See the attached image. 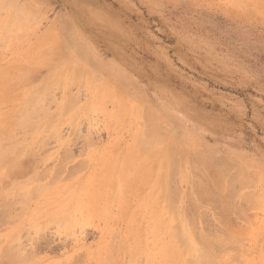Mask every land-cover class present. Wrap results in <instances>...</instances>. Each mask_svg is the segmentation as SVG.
I'll return each instance as SVG.
<instances>
[{"label": "rangeland", "instance_id": "1", "mask_svg": "<svg viewBox=\"0 0 264 264\" xmlns=\"http://www.w3.org/2000/svg\"><path fill=\"white\" fill-rule=\"evenodd\" d=\"M236 1L238 4L235 0H0V34L7 35L11 32V34L6 37L4 36L5 38L2 35L0 36V72L5 70V76L0 74V100H4L0 103V148L2 149L3 144H5L7 148H10V146L13 145L12 142L15 141L16 143L18 141L16 146L15 144L12 146L14 148L11 147L12 150L10 149V154L6 151V153H8L7 156L4 155V158L1 157V161L3 160L4 163L0 162V164L2 163L0 165L2 168V165H5V162L9 164L13 158L18 157L16 158V161L13 159L15 161L13 162L15 166L14 171L12 169L14 166L7 164L3 167L12 166L11 169L9 168L8 172L5 168L2 169L3 171H1L0 168V176L6 171L10 176L8 173H4L9 177L8 179L6 178L7 181L3 185H7V182L9 183L10 180H13V182L15 181L14 184L17 183L20 185L18 186L16 184V187L15 185L10 186L11 181L10 184H8L10 187L7 185L6 189H4V186L1 188L5 192L0 189V194L4 192L3 195L1 194L2 196L0 195V201L3 200L8 203L10 202L9 198H11L10 200L12 204L16 203L15 205L11 204L10 208L7 206L10 209H8L10 213H8L9 211L5 213L7 207H5L4 212H1L4 208L0 203V214L5 213L0 217L2 218L6 215L2 220L0 218V250H4L5 248L4 252H6V250L10 248L11 243L16 246V250L11 246L14 252L13 250H8L9 252H7V255L5 256L8 257V254H10L9 257L11 258L12 255L10 252H13V255L15 256L17 250H21L17 247V245L20 244V247L24 245L22 248H26L24 250L28 253L25 252V255V253H23L24 250H21L22 254H24L21 257L23 258L26 256L25 263H23L24 259L20 257L21 253L18 254L19 256L16 255L18 257H13L14 259H17V264H166L168 261H172L170 264H179L180 262L187 264V261L184 262V257L188 255V247L186 246L187 249H185L186 247L184 246V250L183 248H180V245L182 247L184 245L182 243H186L187 241H184V238L182 239V235H178L183 232V235H186V240H189L191 239L190 237L194 236L191 235L197 228L195 233L197 234L196 231H198V234H201L202 232L204 237L206 235L207 239L210 240L209 242H211V245L209 244V250L212 253L214 251L215 257L211 252L210 255L208 253L210 260H208L206 264H256L257 262V264H264V262L261 261L264 259V255H262L264 254V245L261 244H264V0H242L243 2L241 1L240 3V0ZM7 22H11L9 25L11 27L7 26L9 28L8 30L5 28L6 24L8 25ZM3 30L6 32L4 33ZM4 39L5 41H3ZM63 57L65 58L62 59ZM29 60H31L30 62H34L30 63ZM69 65L73 67H70L71 70H69V73L67 72L68 74H65L69 69ZM33 66L35 70H33ZM20 67L21 73L19 71ZM26 67L27 69L33 68L30 70H33L32 72H27H30V75L26 73L29 77L25 76ZM80 67L81 69H79ZM17 68L19 69L17 70ZM23 68L25 69L23 70ZM56 68L59 69L60 72L63 71L60 73ZM72 68H75V70ZM76 68L81 71L78 70V72H76ZM55 69L57 70L56 74ZM9 73L13 75V79L11 78L12 75L8 77ZM49 73L52 74L49 75ZM73 73L75 76H78L77 79L74 77ZM76 73L80 74L76 75ZM22 74L29 81L27 82L24 78V81L27 82H23V84L25 83L24 85L19 83V80L23 81L22 79L24 76ZM44 75H46V77ZM17 78L19 80H17ZM30 78H32L33 81ZM65 79H67L66 82ZM13 80L16 81L13 83ZM56 80H60L61 82H56ZM17 81L21 84V88L20 86L18 87L19 84L17 85ZM90 81L93 82V84H90ZM50 82L52 84L54 83V85L51 84L52 88L47 86ZM43 83H46V85L44 84L45 87L42 85ZM14 84H16L18 88ZM40 86H42L41 89L44 87L43 89L45 91L38 88ZM6 87L9 88L6 89ZM15 87L17 89H15ZM46 87L50 88L52 92L50 90L46 92ZM13 88L16 91L12 92ZM30 88L35 89L30 90ZM37 88L40 90L38 91ZM22 90H25L26 92L24 91V93L26 94L22 93ZM35 90H37L36 93L39 92L40 94L41 91L42 94H37L39 97L36 96L33 98L31 95H33V91L35 94ZM5 92H8V94ZM28 94L30 95L28 96ZM3 95H8L6 96L7 99H3ZM103 96H105V98ZM71 97L73 99H71ZM17 98L21 99L18 101ZM40 98L42 99L41 104L39 102ZM29 99H35V103H33L34 106L36 101L37 103L39 102L40 105H44L43 107L41 106L40 109L46 108L45 110H42L45 111L43 112L45 113V117L41 116V119L38 117L40 115L36 114V112L41 114L40 111H36V108L39 106L38 104H36L37 107L35 106V109L30 105L31 109H33L30 111L32 112V117L29 119L31 126H28L29 122L28 124L23 123L27 129H23L24 131H22V128L20 129L18 127V124L20 125L22 122L19 123L18 121L23 119V116L29 114V111L27 110L29 107L27 101L32 104V100ZM122 99H124V101H122ZM13 101H15L14 104H17V101L19 104L14 107L15 109L13 108L14 105L11 104ZM65 101L68 102L69 106L66 105L67 102ZM70 101L72 102L70 103ZM120 102L124 105L119 106L118 104H120ZM131 103L137 104L134 111L133 109L135 105H132ZM22 104L25 105L27 109H24L23 107L25 113L21 115L19 112H21L22 108H20L21 110L18 109ZM62 104H64L65 107ZM73 104L74 106H72ZM70 106H72V108ZM121 106L122 108L120 109ZM10 107H12L13 110L10 109ZM63 107L65 109L66 107H70V110L67 109L68 112L67 110H62ZM37 109L39 110V108ZM142 109L145 111V114L148 110L147 113H150L152 116L153 121L150 120L151 117H149L150 119L148 121L150 127L152 124L156 126L158 124V128L154 127V129H160L163 133L165 132V135L167 132L165 138L164 135L162 138V140H167L168 144L167 146H165L166 144L164 145L165 148L167 147L165 151L163 146H161L165 140L162 141V143H156L153 140L156 144L153 142L154 144H152V146L150 145L151 150L154 149L153 147L155 145L156 149L160 148H157V146L162 147V149L159 150L160 154L155 152L159 157H156L157 155L154 153V151L158 150L154 149L152 153L148 148V150H145L144 147L141 146L146 140H136V136L138 135L139 137L142 135H144V137L146 136L144 131L147 129L143 130L142 128H145L148 124L146 123L148 120L146 118L148 116L143 115ZM136 110H138V112ZM129 111L134 112V114H131ZM136 112L137 115L135 116ZM9 113L11 114L10 116L8 115ZM133 115L135 119L133 118ZM20 116H22V118H19ZM7 117L9 120L5 119ZM14 117H17L16 120L19 118V120L15 121L13 119ZM10 119L11 123L14 122V125L8 124L7 126L4 124V121L6 122L7 120V122L10 123ZM45 120H47V124L45 123L47 126L44 124ZM141 120H144L145 125ZM15 125L19 129L14 127ZM43 126L47 128L45 129ZM20 127L22 126L20 125ZM30 127H33L34 129ZM14 128L16 132H14ZM1 129L4 130L3 133ZM156 130H154V132ZM34 132H36V134ZM162 132L160 134H162ZM39 134H41V136ZM10 135L13 136V138ZM135 140L141 144L138 146L134 145ZM36 142L38 145H34L36 147L35 149L33 144ZM168 142H170V144ZM146 143L148 144V142ZM151 143L149 142V144ZM170 145L174 148L170 147ZM28 146H32L33 149L29 147L32 151L27 154L26 151L31 150H28ZM20 147L24 150V152L21 150L23 153L19 151ZM135 147L136 149L139 147L142 149L143 147V150L146 152L149 151V154H154L155 156L153 157L151 154L148 155L149 157L151 156V159H154L155 161L157 160L158 163L163 158L165 160L162 162L160 161L158 165H154L156 167L152 166L151 169H157L155 172L150 169L152 162H148L153 160H148L147 158L149 157L146 155L147 153L142 150L141 153H144L141 154L139 153L140 151L135 149ZM16 149L17 151H15ZM184 149H186V155L184 154ZM33 150L35 151L33 152ZM162 150L166 154L170 153V155L167 154L166 156ZM198 151L199 153H197ZM13 152H17V154ZM134 152L136 157L139 155L137 160L134 156ZM176 152L179 154H176ZM18 153L20 154L18 155ZM128 153L129 155L127 156ZM171 153H175V157ZM187 153L188 155L189 153L195 154V157L190 154L191 158L193 157L192 161L196 158L193 164L188 163L191 161H188V159L191 158H188ZM161 154H163V156ZM181 154H184L185 157ZM197 154L198 156H196ZM161 156L163 158H161ZM169 156H172L171 160L175 158L177 160V158L181 157L179 161L175 160V163H177V165L175 164L176 166L174 165L175 168L173 163L171 164L173 161L170 160ZM210 158H212L211 160H214V163ZM113 159L115 161H113ZM203 159L204 161L206 159L207 161L205 162L207 163L211 161L210 164H208V166L207 163L204 164L205 162ZM134 160L135 162L138 161V165H136ZM114 162L116 163L115 165ZM141 162H144V164L147 162L149 165L147 163L145 165L143 164L142 169ZM157 162L155 164H157ZM163 162L164 168L161 166V163ZM212 163L216 166L213 167L214 165H211ZM128 164L133 165L130 167ZM189 164L197 165L196 167L198 170L200 169V172H193V168H191L192 166L190 167ZM239 164H241L240 166H242V169L243 166H246L247 169H245V173L242 172V169L240 168V170L238 166L237 168L234 167ZM122 166L125 168H121ZM8 167L6 169H8ZM129 167L130 169L133 167L132 170L128 171ZM116 168L117 170L119 169V172ZM170 168L174 169L169 171ZM215 168L222 172V169L228 170V172L227 170L223 172V175L224 173H227L223 176L224 179H222L223 182L226 183V186L228 183L226 177L229 178L231 175L228 179L231 180L234 176L235 180H233L234 178L232 179L234 182L232 180L229 182L234 183L231 188H235L238 192H235L236 197L234 194L235 190L232 189L233 192H231L230 186L232 184L229 185V183V190L226 189L227 187H225V183L222 182L220 184L223 187L218 188L223 190L218 191V188L215 186V189L218 191L217 193L215 192L216 190L213 188L214 185L212 184L214 179L217 180L218 178H223L221 176L219 177L222 172L219 173L215 170L216 175L214 174ZM43 169L45 171H43ZM141 169L144 172H147V176L144 177L143 175L142 177ZM175 169H178L179 172ZM181 169L183 171H180ZM234 169H237V173L239 174H233L236 173V170ZM137 170L141 171L137 172ZM173 170L175 171L173 172ZM248 170L250 172L252 170V173H248ZM52 171L56 173H52ZM125 171L128 173H131V171L133 172L131 175ZM152 171L154 173L153 175H151ZM162 171L163 173L161 174H163V176L159 174ZM167 171L172 172L170 173L172 177H169L170 180L172 179L171 181H168L169 173ZM195 171L197 170L195 169ZM240 171L242 174H240ZM44 172L46 174H41ZM121 172H124L125 174H122ZM202 172L203 175H206L205 177L208 178H200ZM229 173H232L233 175ZM4 174L3 178L6 177ZM137 174H140L141 177ZM213 174L215 175V178L213 177ZM245 174H252V176L247 177ZM135 175L136 177H134ZM149 175L151 176L148 177ZM238 175L246 177V181H249V177L256 176L254 180L255 183H252V186H248L246 185L248 182L246 183L244 179L241 186L239 181H237L239 177ZM137 176L139 179H137ZM157 176H160V181L164 180L166 182V187L170 193H167V190V192L163 193L164 190H161L160 188L159 189L162 193L158 192L160 190L157 187H159L160 184L158 182L160 181H157L159 180ZM162 177L166 179H162ZM243 177H241V181ZM1 178L2 176L0 177V180ZM140 178H142V181ZM193 178L195 180L197 179V182L200 181V183L197 184L195 180L191 181ZM199 178L201 180H198ZM203 178H205L204 182L207 179V182L205 183H208L211 180L210 182L212 183L209 184L213 185H211V192L209 191L210 186L208 187L206 184L205 186L208 188L204 187V183L201 182L203 181ZM152 179H157V182L154 181L155 184H153ZM220 179H218V181ZM49 180H52L50 181L52 183H49ZM26 181L28 183H26ZM188 182L194 183L195 186L197 184L196 187H198L199 184L203 185V189H209L208 195L214 190L215 194L213 195H216V198L211 194V197L206 196L205 199V197H203L205 196L204 193L201 198L198 194L202 188L200 189L199 186L198 188L200 191H198L197 188L194 187V184L191 183V186ZM217 182L214 184L216 185ZM244 182L246 184H244ZM2 183L3 182H0L1 186ZM37 183H42L43 187H48L52 184V187H49L50 189L46 188L50 193L46 191V189H43L44 193L41 192L42 188L40 190V187L42 186L38 184L39 191L43 193L42 198L40 192L37 191L38 187L35 186ZM53 184L57 188L53 187ZM161 184L162 186L165 185L164 183ZM32 185L36 187V189L30 188ZM23 186H25V189H21ZM26 186L28 187L26 188ZM144 186H147V188ZM64 187H68V192H71V194L74 195L73 197L70 194V197H73L72 201ZM53 188L54 191H51ZM8 189H10L12 194L14 193L12 190L14 189L17 191L18 189L23 191V193L19 194H27L18 196V192L14 190L18 194L15 193V196L18 198L15 196L14 198L12 194L9 193L10 191ZM29 189L35 190V192H33L34 194H32L33 197L31 194H28L27 191H29ZM6 190H8V192H6ZM227 190L230 191L231 194L229 192L226 193ZM31 191L30 193H32ZM36 191L37 194L39 192V196L37 195V197L35 194ZM64 191H66V194ZM194 191H196V193H194ZM187 193L192 195L190 196L191 198ZM218 193L220 195L230 194L229 196L232 195L234 198L232 199V197H230L232 202L230 199H228L229 202H224L226 199L222 200V195L220 196ZM242 193L246 198L248 194L249 197L247 199L249 200L251 194L256 197H263V200L256 202L260 203L256 204L260 207L257 206L256 208V205L254 204V206H251V202L244 199L245 197ZM10 194L11 196H8ZM169 194H171V197ZM174 194L178 197H175ZM27 195L30 197L28 198ZM64 195H67L65 197L68 199H66ZM197 195L200 199H198ZM226 195L223 197H226ZM158 196L160 197L157 198ZM161 196L164 198L162 199ZM166 196L172 201L170 203H175L174 206L170 205L169 201L167 202L171 206V209L179 210L176 214L177 221L176 219H173V217L175 218L173 213L175 211L172 210L173 216L171 220V210L167 216L166 210L168 208L170 209L169 205H167L168 208L165 209L166 212L161 211L163 210L162 205L166 206L167 204L166 202V204H163L164 202L162 201L168 200H166ZM23 197L24 199H28L23 201V199L21 200ZM189 198L192 203L195 201L194 205L196 203L198 204H196L197 207L195 209L197 210H195V212L194 209L188 208L192 207V203L190 204V202H188ZM203 198L205 201L211 198L209 203L212 202V199L218 200V198L219 202L220 200L222 201L219 204V202L215 200V205H212L214 202L207 205V203L203 201ZM253 198L255 197H252V199ZM44 200L46 201V204ZM67 200L70 201L68 202ZM3 201L2 203L4 204ZM55 201H59L61 204L57 205ZM76 201L79 203H75ZM235 201L237 204H235ZM18 202L22 203V205ZM157 202H160L159 205H162L159 206ZM7 203H5V205H7ZM55 203L56 205H52ZM224 203H229V205H225ZM232 203L235 204L236 207ZM40 204L42 205L36 209ZM49 205H52V207ZM1 206L3 208L2 210ZM19 206L22 208L20 207V209ZM57 206L59 207L58 209ZM61 206L67 208L60 210L62 208ZM156 206L159 207V212ZM182 206L183 208L181 210ZM77 208L78 211H76ZM185 209L186 213L188 212L189 214L183 213L185 212ZM239 209L240 211H238ZM29 210L31 213L28 212ZM55 210L56 212H58V210L60 211L57 214ZM200 210H203L204 212H202V214L204 213L205 215H201ZM34 211L35 214L33 213ZM53 212H55V215L52 216V214H54ZM40 213L42 214L39 216L38 214ZM50 214L52 217L49 216ZM184 214H186L185 216L190 215L189 218L191 219L188 221L192 220L193 222L191 221V223H189L186 221L185 219L188 218H184ZM32 216H34V218H32ZM62 216L65 219H68L66 216H69V221L66 220L69 225L67 222L64 224L61 223L63 219L58 221ZM49 217H51V219ZM163 217H165V219ZM179 217L182 219V222L179 220ZM72 218L74 219L72 220ZM144 219L146 221H144ZM3 220H6L7 222L4 223L5 221ZM76 221L78 223H75ZM194 221L197 222L195 223ZM49 222L51 224H49ZM160 222H162L161 225ZM167 222H169L168 225L170 226L176 222V228L180 230L178 231L176 229L177 232L175 233L179 232L176 236L177 238L170 236L174 233L175 229L173 231L171 229L172 226L169 227ZM137 223L142 226L139 225L138 227ZM163 223L165 226L167 225L166 228ZM65 224L68 226L66 227ZM188 224H190V226L192 225L191 229H193V226L195 228L193 229L192 234L189 231L191 229H189L190 226ZM159 225L162 229L160 227L158 228ZM183 226H189L187 227L189 230H184ZM32 227H34V230ZM168 227L173 232H171ZM138 228L139 230L135 231V229ZM262 228L263 230H261ZM227 230H231L229 232L230 235L226 232ZM35 231L40 232V235ZM159 232L162 234H158ZM164 232L167 234L170 233V235H167L166 233L164 234ZM30 233L32 234L30 235ZM221 234H224V237L221 236ZM10 235H13L14 237H10ZM38 235L39 237H37ZM202 235H198L200 240L201 237H203ZM179 237H181L180 242L182 243L178 247L176 246L178 244L177 241H174L178 240ZM259 237H262V241ZM8 238L11 240L10 242ZM199 238L197 239L199 240ZM227 238L230 239L228 240ZM232 238L236 242L232 241ZM24 239L27 240L25 241ZM156 240L158 241L156 242ZM255 240L258 241V243L256 242L257 245L254 242ZM199 241L198 245L201 243L203 244V242L200 243ZM220 241L223 242V245L219 244L221 243ZM33 242H35V244ZM164 242L167 244L168 248L166 244L164 245ZM188 242L190 243L186 245L191 244L189 252L191 250L192 252H197L196 254L198 256V253L201 250L199 247H201L202 244L199 247L197 243L195 244V242H197L195 241V236ZM206 242H208V240ZM9 243L10 245L7 246ZM118 243L123 244L120 245ZM131 243L133 244L131 245ZM155 243H158L159 245ZM123 245H125V248ZM260 245L262 246L260 247ZM28 247L30 248L29 250ZM127 247L128 249H126ZM133 247L135 249L139 247L140 249L137 248L138 250L136 251ZM120 248L122 249V252H119L121 251ZM169 248L173 249L169 250ZM3 250H1L0 258L4 253H2ZM123 251H125L124 254ZM133 251H136V253ZM128 252H131L130 255ZM160 252H163V254ZM181 253L184 254L180 255ZM195 253L193 255H195ZM27 254H31L33 257L30 255L27 256ZM131 254H134L135 256L133 255V258H131ZM136 254L139 255L136 257ZM190 254L192 253L190 252ZM5 256L2 258L5 259ZM158 256H161L162 259L160 260L161 257ZM221 256L222 260L224 259L223 262ZM112 257L114 258L112 259ZM176 257H178L177 259H179V262H175ZM189 257L192 258L187 259L192 261L193 256L190 255ZM2 258L0 259L1 264L10 261L8 258V260ZM14 259L11 258V263L15 261ZM19 259L23 260V262H19ZM3 260L5 262H3ZM120 261L122 263H120ZM169 262L167 264H169Z\"/></svg>", "mask_w": 264, "mask_h": 264}, {"label": "bare ground", "instance_id": "2", "mask_svg": "<svg viewBox=\"0 0 264 264\" xmlns=\"http://www.w3.org/2000/svg\"><path fill=\"white\" fill-rule=\"evenodd\" d=\"M238 1H239V0H238ZM241 1H242V0H240L239 3H240ZM235 2L237 3L236 0H235ZM235 2H234V3H235ZM242 2H243V1H242ZM237 4H238V3H237ZM9 21H10V20H9ZM5 22H6V21H5ZM7 23H8V25L6 24V27H5V28H7V30H8L9 28H8L7 26H9V25L11 24V22H10V23L7 22ZM12 26H13V25H12ZM9 27H11V26H9ZM17 28H20V27H17ZM19 30H20V29H19ZM3 31H4V30H3ZM15 31H16V29H15ZM5 32H6V31H4V33H5ZM9 34H11V32H10ZM9 34H7V35H9ZM1 35H2L3 37H4V36H5V37L7 36V35L0 34V36H1ZM5 37H4V38H5ZM8 37H9V36H8ZM1 40H2V39H1ZM3 41H5V39H4ZM4 44H5V43H4ZM30 52H31V51H30ZM43 52H44V50H43ZM44 53H45V52H44ZM31 57H32V56H31ZM34 57H35V56H34ZM64 58H65V57H63L62 59H64ZM28 59H29V58H28ZM31 59H32V58H31ZM35 59H36V58H35ZM66 59H67V58H66ZM26 61H27V60H26ZM30 61H31V60H29V62H30ZM29 62H28V63H29ZM33 62H34V61H33ZM33 62H30V63H33ZM35 62H37V61H35ZM38 62H39V61H38ZM10 63H11V62H10ZM15 63H16V62H15ZM18 64H20V63H18ZM8 65H10V64H8ZM8 65H7V66H8ZM14 65H17V64H14ZM21 65H23V64H21ZM71 65H73V64H71ZM71 65L68 66L69 69L65 72V74H66L67 72L69 73V70H71L70 67H73V66H71ZM31 66H32V65H31ZM34 66H35V65H34ZM34 66H33V68H34ZM13 67H14V66H13ZM27 67H28V66H27ZM27 67H26L25 74H26L28 71H30L31 69H33V68H31V69L28 68V69H27ZM29 67H30V66H29ZM35 67H36V66H35ZM5 68H6V67H5ZM9 68H10V67H9ZM66 68H67V67H66ZM18 69H19V68H17V70H18ZM24 69H25V68H23V70H24ZM56 69H57V68H56ZM56 69H55V74L57 73V70L59 71V69H57V70H56ZM72 69L75 70V68H72ZM79 69H81V67H80ZM79 69L76 68V72H78ZM7 70H8V69H7ZM10 70H11V69H10ZM33 70H35V68H34ZM33 70H32V71H33ZM50 70H52V69H50ZM4 71H5V70H4ZM4 71L2 70L3 73L0 72V74H2V75L5 76ZM19 71H20V73H21V67H20ZM32 71H30V72H32ZM52 71H53V70H52ZM62 71H63V70H62ZM62 71H61V72H62ZM79 71H81V70H79ZM8 72H9V71H8ZM14 72H15V71H14ZM16 72H17V71H16ZM30 72H29V73H30ZM46 72H47V71H46ZM59 72H60V71H59ZM61 72H60V73H61ZM72 72H73V71H72ZM82 72H83V71H82ZM11 73H12V72H11ZM29 73H27V74L30 75L31 73H30V74H29ZM68 73H67V74H68ZM70 73H71V72H70ZM17 74H18V73H17ZM23 74H24V73H23ZM23 74H22V75H23ZM25 74H24V75H25ZM27 74H26L25 76L29 77ZM47 74H48V73H47ZM47 74H46V75H47ZM51 74H52V73H51ZM51 74L49 73V75H51ZM73 74H74V73H73ZM73 74H72V75H73ZM77 74H78V73H76V75H77ZM79 74H80V73H79ZM79 74H78V75H79ZM11 75H12V74L9 73V74H8V77L11 76ZM24 75H23V76H24ZM46 75H44V76L46 77ZM82 75H83V74H82ZM18 76H20V75H18ZM25 76H24L23 79H22L23 81H21V80L18 79V78H20L21 76L17 78V80L20 81L19 83H21L22 85L25 84V83L23 84V82H26V81H24V80H25V79L27 80V78H26ZM32 76H33V75H32ZM42 76H43V75H42ZM60 76H61V75H60ZM1 77H2V76H1ZM30 77H31V76H30ZM69 77H70V76H69ZM74 77H75L76 79L78 78V76H75V74H74ZM82 77H83V76H82ZM11 78L13 79V75H12ZM24 78H25V79H24ZM41 78H43V77H41ZM48 78H49V77H48ZM48 78H46V79H48ZM72 78H73V77H72ZM75 78H74V79H75ZM90 78H91V77H90ZM20 79H21V78H20ZM28 79H29V78H28ZM30 79L32 80V78H30ZM44 79H45V78H44ZM60 79H61V78H60ZM67 79H68V75H67ZM67 79H65V82H66ZM76 79H75V80H76ZM88 79H89V77H88ZM71 80H72V79H71ZM91 80H92V79H91ZM14 81H16V80H13V83H14ZM32 81H33V80H32ZM34 81H35V80H34ZM47 81H48V80H47ZM53 81H54V80H53ZM57 81H60V80H56V82H57ZM27 82H29V81L27 80ZM27 82H26V83H27ZM30 82H31V81H30ZM56 82H55V83H56ZM60 82H61V81H60ZM63 82H64V81H63ZM65 82H64V83H65ZM19 83H18V81H17V85H18ZM33 83H34V82H33ZM40 83H41V80H40ZM46 83H47V82H46ZM46 83H43L42 85L44 86V84L46 85ZM68 83H69V82H68ZM89 83H90V84H91V83L93 84V82H91V81H90ZM11 84H12V82H11ZM21 84H19L18 87H19ZM31 84H32V83H31ZM49 84H50V85H49ZM49 84H47V86H50V87L52 88V86H51L52 83L50 82ZM56 84H57V83H56ZM14 85L17 87L16 84H14ZM14 85H13V86H14ZM40 85H41V84H40ZM52 85H54V83H53ZM3 86H4V83H3ZM9 86H10V85H9ZM38 86H39V85H38ZM58 86H59V85H58ZM91 86H92V85H91ZM16 87H15V89L18 88V87H17V88H16ZM41 87H42V86H40V87H38V88L41 89ZM44 87H45V86H44ZM44 87H43V88H44ZM89 87H90V85H89ZM107 87H108V86H107ZM7 88H9V87H6V89H7ZM20 88H21V86H20ZM35 88H36V87H35ZM35 88H33V89H35ZM38 88H37V89H38ZM43 88H42L41 90L45 91ZM33 89L30 88V90H33ZM40 89H38V91H39ZM46 89H47L46 92H48V90H50V88H47V87H46ZM0 90H1V89H0ZM18 90H19V89H18ZM25 90H26V89H25ZM25 90H24V91H25ZM112 90H113V89H112ZM5 91H6V90H5ZM14 91H16V90H14V88H13V91H12V92H14ZM24 91L22 90L21 92L24 93ZM27 91H28V90H27ZM50 91H51V90H50ZM17 92H19V91H17ZM25 92H26V91H25ZM29 92H30V91H29ZM36 92H37V90H35V94H36V95H35V94H34V91H33V92H32L33 95H31V97L34 98V97H36V96L42 94L41 91H40V94H39V92H38V93H36ZM51 92H52V91H51ZM5 93L8 94V92H5ZM9 93H10V92H9ZM22 93H21V94H22ZM27 93H28V92H27ZM32 93H31V94H32ZM114 93H116V92H114ZM15 94H17V93H15ZM24 94H26V93H24ZM37 94H38V95H37ZM4 95H5V94H4ZM4 95H3V96H4ZM13 95H14V94H13ZM17 95H18V94H17ZM29 95H30V94H28V96H29ZM115 95H116V94H115ZM3 96H2V97H3ZM6 96H8V95H6ZM6 96H4L3 99L6 98ZM28 96H27V97H28ZM69 96H70V95H69ZM72 96H73V95H72ZM117 96H118V95H117ZM117 96H116V99H117ZM11 97H12V95H11ZM19 97H21V96H19ZM24 97H25V96H24ZM38 97H39V96H38ZM75 97H76V96H75ZM103 97L105 98V96H103ZM67 98H68V97H67ZM127 98H128V97H127ZM6 99H7V98H6ZM11 99H12V98H11ZM17 99H18V98H17ZM19 99H21V98H19ZM19 99H18V101H19ZM35 99H38V98H35ZM35 99H33V100H32V99H29V100H32V104H33V103H35V102H34ZM71 99H73V98L71 97ZM71 99H70V100H71ZM67 100H68V99H67ZM106 100H108V99H106ZM3 101H4V100H3ZM3 101L0 100V103L3 102ZM15 101H16V100H15ZM15 101H13V103H11V104L14 105L13 108H14L15 106H17V104H18V101H17V104H14ZM26 101H27V100H26ZM43 101H44V100H43ZM68 101H69V100H68ZM72 101H73V100H72ZM72 101H70V103H71ZM74 101H76V100H74ZM103 101H104V100H103ZM117 101H118V100H117ZM122 101H124V99H122ZM20 102H21V101H20ZM39 102H40V104L42 103V99H41V98H40ZM39 102L37 103V101H36V104L39 105L38 107H37L36 104H35V106H36L37 108H39V110L34 106V104L32 105L31 102L29 103L28 101H27V105H28L29 107L26 105V106L28 107V109H27V108L25 107V105H23V104H22L23 106L21 105V106L19 107L18 110H21L20 108H22L21 112L18 111L21 115L25 113V110H24L25 108L29 111V112H28L29 114L27 113L28 115L23 116V119H20V121H18V120H19V118H22V116H20V117L18 118V120H16L17 117H16V118H15V117L13 118L15 121H18L19 123L22 122V124L20 123V125H21L22 127H20V125H19L18 122H17L18 127H19L20 129L22 128V129H21L22 131H24L25 129H27L26 126L23 125V123L28 124V122H29L28 126H29V125L31 126V123H30V121H29V119L32 117V116H31L32 112H30L31 110H33V109L36 108V111H40V112H41V114H38L39 112H36L37 115H40V116H38V117H40V118H41V116H42V117H45V115H44L45 113H43V112H45V111H42V110H45L46 108H44V109H43V108L40 109V107H41L42 105H40ZM65 102H67V101H65ZM126 102H127V99H126ZM28 103H29V104H28ZM73 103H74V102H73ZM6 104H7V103H6ZM131 104H132V103H131ZM133 104H134V103H133ZM133 104H132V105H133ZM9 105H10V104H9ZM18 105H19V104H18ZM30 105L33 106V109H31V106H30ZM62 105H64V104H62ZM66 105H68V102L66 103ZM118 105L120 106V105H124V104H122V102H120V104H118ZM132 105H131V106H132ZM134 105H135V106H134L133 111L135 110V107H137V106H136V105H137L136 103H135ZM4 106H5V105H4ZM6 106H7V105H6ZM43 106H44V105H43ZM43 106H42V107H43ZM68 106H69V105H68ZM72 106H74V104H73ZM72 106H70V107L72 108ZM2 107H3V106H2ZM23 107H24V109H23ZM64 107H65V105H64ZM64 107H63L62 110H65V111H66L67 109L70 110V109H69L70 107H66V109H65ZM29 108H30V110H29ZM61 108H62V107H61ZM73 108H74V107H73ZM121 108H122V106L120 107V109H121ZM10 109H12V107H10ZM14 109H15V108H14ZM124 109H125V108H124ZM139 109H140V108H139ZM12 110H13V109H12ZM23 110H24V111H23ZM68 110H67V112H68ZM34 111H35V110H34ZM34 111H33V112H34ZM136 111L138 112V110H136ZM142 111H143V109H142ZM5 112H6V111H5ZM15 112H16V111H15ZM63 112H64V111H63ZM63 112H62V113H63ZM124 112H126V111H124ZM129 112H131V114H132V113L134 114V112H132V111H129ZM137 112H136L135 116L137 115ZM147 112H148V110H147ZM147 112H146V114H145V111H143V115H147V116H148V117L146 118V119H148V120L146 121V123H148V124L145 126V128H142L143 130H144V129H145V130L147 129L146 131H144V134H146L147 137H146V136L144 137V135H142V136L139 137V135L137 134L138 136H136V140H137V141H140V140H141V141H142V140L144 141V140H146L144 143L148 142V144H147V143H146V144H144V143L141 144L140 142L138 143V142H136V140H135V144H134V145H137V146H138L139 144H141V146H143L145 150H148V149H149L150 152L153 153V150L155 149V150H158V151H154V153L156 152L157 154H160V153H159V150L162 149L161 146H163V149H164V151H165V149H166L167 147L165 148L164 145H165V144H166L165 146L168 145V144H167V140H165V139L162 140L163 135H164V138H165V136L167 135V132H166V135H165V132L163 133L162 131H160V129H157V128H158V124H157V126L154 125V124H152V126H153V125H154V126H153V127H152V126L150 127L148 121H149V119H150L149 117H151L150 120H152V116L150 115V113L148 114ZM149 112H150V111H149ZM19 113H18V114H19ZM42 114H43V115H42ZM120 114H121V113H120ZM8 115L10 116L11 114L9 113ZM123 115H124V114H123ZM129 115H130V114H129ZM141 115H142V113H141ZM143 115H142V117H143ZM1 116H2V115H1ZM3 116H4V114H3ZM16 116H18V115H16ZM117 116H118V114H117ZM121 116H122V114H121ZM4 117H5V116H4ZM73 117H74V116H73ZM111 117H112V116H111ZM119 117H120V116H119ZM46 118H47V117H46ZM112 118H113V117H112ZM133 118H134V115H133ZM137 118H138V116H137ZM137 118H136V119H137ZM2 119H4V118H2ZM2 119H1V120H2ZM5 119H8V117L5 118ZM5 119H4V120H5ZM13 119H12V121H13ZM35 119H36V118H35ZM41 119H42V118H41ZM41 119H40V120H41ZM43 119H44V118H43ZM131 119H132V118H131ZM134 119H135V118H134ZM8 120H9V119H8ZM8 120H7V121H8ZM21 120H22V121H21ZM32 120H33V119H32ZM47 120H48V119H47ZM47 120H45L44 124L46 123ZM73 120H74V118H73ZM73 120H71V121L74 122ZM7 121H6V122H7ZM33 121H34V120H33ZM35 121H36V120H35ZM53 121H54V120H53ZM116 121H117V120H116ZM129 121H130V120H129ZM152 121H153V120H152ZM6 122L4 121V124H6L7 126H8V124H13V125H14V122L11 123V119H10V121H9L10 123H8V122L6 123ZM131 122H132V121H131ZM141 122H144V120H143V121L141 120ZM141 122H140V123H141ZM154 122H155V121H154ZM37 123H38V122H37ZM69 123H70V122H69ZM151 123H152V122H151ZM158 123H159V122H158ZM15 124H16V122H15ZM38 124H39V123H38ZM46 124H47V123H46ZM46 124H45V125H46ZM118 124H119V123H118ZM130 124H131V123H130ZM141 124H142V123H141ZM13 125H12V126H13ZM36 125H37V124H36ZM36 125H35V126H36ZM115 125H116V123H115ZM144 125H145V122H144ZM148 125H149V129H148ZM24 126H25V127H24ZM35 126H33V127H35ZM46 126H47V125H46ZM139 126H140V125H139ZM141 126H142V125H141ZM161 126H164V125H161ZM14 127L18 128L16 125H15ZM23 127H24V128H23ZM33 127H30V128L34 129ZM36 127H38V126H36ZM43 127H45V126H43ZM116 127H117V126H116ZM143 127H144V126H143ZM154 127H157V128H156L157 130L154 129ZM19 128H18V129H19ZM38 128H39V127H38ZM46 128H47V127H45V129H46ZM118 128H119V127H118ZM139 128H140V127H139ZM162 128H164V127H162ZM23 129H24V130H23ZM1 130H2V129H1ZM133 130H134V129H133ZM143 130H142V131H143ZM154 130H156V131L154 132ZM17 131H18V130H17ZM34 131H35V130H34ZM46 131H47V130H46ZM142 131H141V132H142ZM3 132H4V130H2V133H3ZM14 132H16V131H15V128H14ZM41 132H45V131H41ZM161 132H162V134H160ZM34 133L36 134V132H34ZM137 133H139V132H137ZM154 133H155V134H154ZM9 134H10V133H9ZM41 134H43V133H41ZM41 134H39V135L41 136ZM139 134H140V133H139ZM156 134L161 135V136H158V135H156ZM53 135H54V134H53ZM155 135H156L157 137H156ZM8 136H9V135H8ZM10 136H11V135H10ZM149 136H150V137H149ZM154 136H155V137H154ZM11 137L13 138V136H11ZM42 137H43V136H42ZM148 137H149V138H148ZM137 138H138V139H137ZM154 138H155V139H154ZM157 138H158V139H157ZM22 139H23V138H22ZM139 139H140V140H139ZM0 140H1V139H0ZM9 140H10V138H9ZM153 140H154L156 143H157V142H158V143H160V142L162 143V141L165 140V141H164L165 143L163 142V143L161 144V146H157V148L160 147L159 149H156V148H155L156 145H155V146L153 145V146H154V147H153L154 149L151 150V149H150V148H151L150 145L152 146V144L155 143ZM10 141H11V140H10ZM36 141H37V140H36ZM168 141H169V140H168ZM37 142H38V141H37ZM37 142H36L35 144H33V146H34V145H35V146L38 145ZM149 142H150V143L152 142V143L149 144ZM153 142H154V143H153ZM0 143H1V142H0ZM12 143H13V145L15 144V146H16V143H18V141H17L16 143H15V141L12 142ZM32 143H33V142H32ZM156 143H155V144H156ZM168 143L170 144V142H168ZM19 144H20V143H19ZM19 144H17V145H19ZM3 145H5V144H3ZM3 145H2V149L0 148V162H3V160L1 161V157L4 158V157H3L4 155L7 156V154L10 152L11 147L13 146V145L11 144L12 146H10V148H7V146L5 145V146H6V148H5V146H3ZM27 145H28V144H27ZM144 145H146V146H148V147H146V146H144ZM25 146H26V145H25ZM35 146H34V147H35ZM17 147H18V146H17ZM29 147L32 148V146H28V147H27L28 150L31 149V148H29ZM37 147H38V146H37ZM143 147H142V149H141V147H139L140 150H139V148L136 149V147H135V149L138 150V151H140L139 153H141V151L143 150ZM168 147H169V146H168ZM170 147H173V146L170 145ZM12 148H14V147H12ZM22 148H23V146H22ZM25 148H26V147H25ZM27 148H26V150H27ZM147 148H148V149H147ZM173 148H174V147H173ZM6 149H7V150H6ZM32 149H33V148H32ZM32 149H31L30 151H26V150H25V151H26V153L28 154V152H31ZM35 149H36V147H35ZM135 149H133V150L136 151ZM168 149H170V148H168ZM195 149H196V148H195ZM11 150H12V149H11ZM21 150L24 152V150L21 149V147H20V150H19V151H20L21 153H23ZM133 150H132V151H133ZM145 150H143V151H145ZM170 150H171V149H170ZM175 150H176V148H175ZM184 150H185V151H184ZM184 150H182V151H184V154H185L186 149H184ZM196 150H197V149H196ZM6 151H7L8 153H6ZM15 151H17V149H16ZM34 151H35V150H33V152H34ZM138 151H137V152H138ZM164 151L162 150V152H163L164 154H166ZM173 151H174V149H173ZM173 151H172V152H173ZM11 152H12V151H11ZM160 152H161V151H160ZM162 152H161V153H162ZM167 152H171V151H167ZM174 152H175V151H174ZM178 152H180V151H178ZM178 152H176V154H179ZM13 153H15V152H13ZM13 153H12V154H13ZM131 153H132V152H131ZM143 153H144V152H143ZM143 153H141V154H143ZM145 153H147L146 155H148V154H149V151H147V152L145 151ZM156 153H155V155H157ZM195 153H196V152H195ZM197 153H199V151H198ZM9 154H10V153H9ZM12 154H11V155H12ZM15 154H17V152H16ZM19 154H20V153H18V155H19ZM24 154H25V153H24ZM27 154H26V155H27ZM150 154H151V153H150ZM150 154H149V155H150ZM167 154L170 155V153H167ZM167 154H166V156H167ZM171 154L175 157V155H174L175 153H171ZM184 154H183V155L181 154V155L184 156ZM190 154H191L192 156L194 155V157H195V154H194V153H193V154H192V153H189V155H188V153H187L188 158H189V157L191 158ZM18 155H17V156H18ZM128 155H129V153L127 154V156H128ZM136 155H137V154H136ZM149 155H148V157H149ZM155 155H154V154H151L152 157L155 156ZM161 155L163 156V154H161ZM185 155H186V154H185ZM200 155H201V154H200ZM200 155H199V156H200ZM8 156H10V155H8ZM15 156H16V155H15ZM27 156H28V155H27ZM134 156H135V152H134ZM140 156H142V155H140ZM151 156H150V157H151ZM162 156H161V158H163ZM166 156L164 155L165 158H166ZM196 156H198V154H197ZM201 156H202V155H201ZM201 156H200V157H201ZM208 156H209V155H208ZM12 157H13V156H12ZM30 157H31V156H30ZM135 157H136V156H135ZM135 157H131V158H135ZM138 157H139V155H138ZM138 157H136V160H137ZM142 157H143V156H142ZM146 157H147V156H146ZM146 157H145V159H146ZM150 157L147 158V159H148V160L151 159ZM156 157H159V155H157ZM156 157H155V158H156ZM169 157H170V156H169ZM171 157H172V156H171ZM171 157H170V160H171ZM184 157H185V156H184ZM184 157H183V158H184ZM205 157H206V156H205ZM16 158H18V157H16ZM16 158H13V159H15V161H16ZM143 158H144V157H143ZM161 158H160V159H161ZM167 158H168V157H167ZM202 158H203V157H202ZM207 158H209V157H207ZM11 159H12V158H11ZM11 159H10V160H11ZM13 159H12L11 161L8 160V161H10V162L12 163V164H11V163L9 162V164L12 165V166H14V163H13V162H15ZM141 159H142V158H141ZM156 159H157V158H156ZM160 159H159V160H160ZM180 159H181V157H180V158H177V160H176V158H175V159H172L171 161H173V162H171V164L173 163V166H174L175 164L177 165V163H175V162H176V161H179ZM184 159H185V158H184ZM184 159H183V160H184ZM194 159L196 160V158H194ZM200 159H201V158H200ZM211 159H212V158H210V160H211ZM6 160H7V159H6ZM128 160H129V159H128ZM148 160H147V161H148ZM151 160H153V161H148V162H150V163L152 162V163H151V166H150V169L152 168V166H154V165H158V164L160 163V161L162 162V161H164L165 159L163 158L162 160L159 161V163L157 162V160H156V161H155L154 159H151ZM167 160H168V159H167ZM170 160H169V161H170ZM175 160H176V161H175ZM189 160H191V161L188 162V163H192V164H193L194 161H195V160L192 161V160H193V157H192L191 159H188V161H189ZM210 160H209V161H210ZM235 160H236V159H235ZM111 161H112V160H111ZM113 161H115V160L113 159ZM113 161H112V162H113ZM143 161H144V160H143ZM203 161H204V159H203ZM205 161H207V160L205 159ZM205 161H204V162H205ZM211 161L214 163V160H211ZM211 161H210V162H211ZM118 162H119V161H118ZM118 162H117V163H118ZM132 162H133V161H132ZM134 162H135V160H134ZM134 162H133V163H134ZM137 162H138V161H137ZM137 162H135L136 165H138ZM153 162H154V164H153ZM156 162H157V164H155ZM165 162H166V161H165ZM210 162H209V163L205 162L204 164L207 163V166H208V164H210ZM227 162H228V161H227ZM227 162H226V163H227ZM236 162H237V161H236ZM3 163H4V162H3ZM108 163H109V162H108ZM120 163H121V160H120ZM139 163H140V162H139ZM141 163H142V162H141ZM146 163H147V162H146ZM146 163H145V164H146ZM213 163H212L211 165H214ZM1 164H2V163H1ZM1 164H0V165H1ZM7 164H8V163L5 162V165H7ZM9 164H8V165H9ZM112 164H113V163H112ZM115 164H116V163L114 162V165H115ZM143 164H144V162H143L142 165H141V166H142V169H143ZM145 164H144V165H145ZM147 164H148V163H147ZM152 164H153V165H152ZM161 164H162V165H161ZM161 164H160V165L163 167L164 162L161 163ZM182 164H183V163H182ZM182 164H181V165H182ZM192 164H189V166H190V167L192 166L191 168H193V169H192L193 172H198V173H199V172H200V169L198 170V168L196 167L197 165L195 166V164H194V165H192ZM202 164H203V162H202ZM223 164H224V163H223ZM227 164H228V163H227ZM237 164H238V163H237ZM5 165H2V168L0 167V168H1V171H3V170H2L3 168H5V170H7V171L9 172V168L11 169L12 166H11V167H10V166H9V167H8V166L3 167V166H5ZM110 165H111V163H110ZM114 165H112V166L115 167ZM120 165H121V164H120ZM128 165L131 167L133 164H128ZM148 165H149V164H148ZM167 165H168V164H167ZM167 165H166V166H167ZM176 165H175V166H176ZM181 165H180V167H181ZM240 165H241V164L236 165V166H234V167L237 168V166H238L239 169H240V168L242 169V166H240ZM175 166H174V168H175ZM204 166H205V165H204ZM207 166H206V167H207ZM215 166H216V165H214L213 167H215ZM239 166H240V167H239ZM7 167H8V169H6ZM18 167H19V166H18ZM34 167H35V166H34ZM116 167H117V166H116ZM126 167H127V166H126ZM130 167L128 168L129 170L127 169L128 171L132 170V168H133V167H132V168L130 169ZM134 167H135V165H134ZM138 167H139V166H138ZM154 167H156V166H154ZM167 167H168V166H167ZM167 167H166V168H167ZM201 167H202V166H201ZM218 167H219V166H218ZM14 168H15V166L12 167L13 171H14ZM32 168H33V167H32ZM42 168H43V167H42ZM44 168H45V167H44ZM121 168H125V167L122 166ZM163 168H164V167H163ZM174 168H170L169 171H171V170L174 169ZM22 169H24V168H22ZM54 169H56V168H54ZM142 169H141V170H142ZM182 169H184V168H182ZM182 169H181L180 171H183ZM186 169H187V167H186ZM195 169H196L197 171H195ZM241 169H240V170H241ZM245 169H247L246 166H243L242 172L245 173V172H246ZM17 170H19V169H17ZM20 170H21V169H20ZM46 170H47V169H46ZM116 170H117V168H116ZM118 170H119V169H118ZM118 170H117V171H118ZM123 170H124V169H123ZM141 170H140V171H141ZM151 170H154L155 172L157 171V169H154V168L151 169ZM175 170H178V169H175ZM175 170H173V172H174ZM215 170H217V169H216V168L214 169V174H215ZM222 170H223V172H225L227 169H225V170L222 169ZM234 170H236V173H233V174H239V173H237V172H238L237 169H234ZM243 170H244V171H243ZM13 171H12V173L14 174ZM41 171H42V170H41ZM43 171H45V170L43 169ZM43 171H42V172H43ZM114 171H115V168H114ZM140 171L137 170V172H140ZM217 171H218V170H217ZM217 171H216V173H217L218 175H219L220 172H222V171H218V172H219V173H218ZM8 172L5 171V172H3V174H4V173L7 174ZM19 172H20V171H19ZM32 172H33V171H32ZM46 172H47V171H46ZM105 172H106V171H105ZM118 172H119V171H118ZM118 172H117V173H118ZM125 172H127V171H125ZM132 172H133V171H131V173H132ZM137 172H136V173H137ZM167 172H168V171H167ZM167 172H166V173H167ZM178 172H179V170H178ZM223 172L221 173L222 175H221V174L219 175V177H220V176L223 177V176L228 172V170H227L226 173H224V175H223ZM234 172H235V171H234ZM240 172H241V171H240ZM242 172H241L240 174H242ZM249 172H250V171L248 170V173H249ZM10 173H11V171H10ZM27 173H28V172H27ZM29 173H30V172H29ZM52 173H56V172L52 171ZM106 173H107V172H106ZM121 173H122V172H121ZM123 173H124V172H123ZM123 173H122V174H123ZM127 173H128V172H127ZM131 173L129 172L128 174H131ZM141 173H142V177H143V175H144V177L147 176V174H146L147 172H144V171L142 170ZM151 173H152L151 175L154 174L153 171H152ZM161 173H163V171L159 173L160 175L163 176V174H161ZM168 173H169V175H171L170 173H172V172H168ZM244 173H243V174H244ZM250 173H252V170H251ZM3 174L1 175L2 178H3ZM6 174H4V176H6V177L3 178V181H2V178H1V180H0V182H3V183H2V186L0 185V186H1L0 189L3 188V186L5 187L4 189H6V188H7V185L10 184L11 181L13 182V180H10L9 183L7 182V185H3V184H5V182L7 181L8 177L10 176L9 173H8L9 176H7ZM41 174H46V173L44 172V173H41ZM124 174H125V173H124ZM145 174H146V175H145ZM193 174H194V173H193ZM214 174H213V175H214ZM229 174H232V173H229ZM233 174H232V175H233ZM52 175H53V174H52ZM126 175H127V174H126ZM131 175H132V174H131ZM133 175H134V174H133ZM137 175H138L139 177H141L140 174H137ZM151 175H149L148 177H150ZM164 175H165V174H164ZM169 175H168V179H169L168 181H171L172 179L170 180V178L172 177V175H171V176H169ZM174 175H176V174H174ZM187 175H188V174H187ZM200 175H201V173H200ZM200 175H199V176H200ZM202 175H203V172H202ZM202 175L200 176V178L206 176V175H205V176H204V175L202 176ZM215 175H216V174H215ZM215 175L213 176L214 178H215ZM218 175H217V176H218ZM245 175H246L247 177H248V176H252V174H249V175H248V174H245ZM262 175H263V174H262ZM1 176H0V177H1ZM25 176H26V175H25ZM127 176H128V175H127ZM138 176H137V179H139ZM165 176H166V175H165ZM195 176H196V175H195ZM227 176H228V175H227ZM230 176H231V175H230ZM230 176H229V178H230ZM238 176H239V175H238ZM238 176H236V177H238ZM122 177H124V176H122ZM128 177H129V176H128ZM134 177H136V175H135ZM157 177H158V176H157ZM159 177H160V176H159ZM159 177H158V179H159ZM169 177H170V178H169ZM191 177H192V175H191ZM197 177H198V175H197ZM209 177H210V175H209ZM239 177H240V178H239ZM239 177H238V180H237V179H236V180L239 181L240 184L244 181V179H245V182H246V183L248 182L247 184L244 182V184H246V185H248V186H252V183H255L254 180H255V177H256V176H255V177L253 176V177H251V178L249 177V181H246L247 178H246V177H243V175H241V176H239ZM241 177H243L242 181H241ZM257 177H258V176H257ZM6 178H7V179H6ZM38 178H39V177H38ZM49 178H50V177H49ZM51 178H52V176H51ZM124 178H125V177H124ZM146 178H147V177H146ZM155 178H156V177H155ZM200 178H199L198 180H201ZM205 178H208V177H205ZM205 178H203V179H202L203 181H201V182L204 183V187H207V186H205L206 184L208 185V187L210 186V187H209L210 190L208 189L210 192L212 191V188H211V185H212V184L214 185V186L212 185L214 189H215V186H216L217 188H218V187H221V188L223 187L220 183L223 182L222 179H224V177L221 178V179L218 178V179H220L219 181H218L217 178H216L217 180H215V179L213 178L215 182H217V181L219 182V183L217 182L216 185L214 184L215 182H214L213 180H212L213 183L210 182L211 180H210L208 183H205V182H207V179H206V181L204 182V179H205ZM210 178H211V177H210ZM226 178H227L226 180L228 181L229 185L232 184V185L230 186V188L233 187V184H234V183H233V182H234L233 180H235L234 176L231 178V180L234 178V179L232 180L233 182H231V183L229 182V181H231V180H228V179H229L228 177H226ZM253 178H254V179H253ZM5 179H6V180H5ZM108 179H109V178H108ZM108 179H107V180H108ZM122 179H123V178H122ZM126 179H127V178H126ZM128 179H130V178H128ZM162 179H166V178L162 177ZM188 179H189V177H188ZM252 179H253V180H252ZM259 179H260V178H259ZM37 180H38V179H37ZM53 180H54V179H53ZM131 180H132V179H131ZM135 180H136V178H135ZM140 180L142 181V178H140ZM152 180H153V179H152ZM156 180H157V179L153 180V184H155L154 181H156ZM183 180H184V179H183ZM192 180H195V179L193 178V179H191V181H192ZM250 180H251V181H250ZM47 181H48V180H47ZM50 181H52V180H49V183H52V182H50ZM54 181H55V180H54ZM123 181H124V179H123ZM133 181H134V180H133ZM157 181H160V179L157 180ZM157 181H156V182H157ZM166 181H167V180H166ZM189 181H190V180H189ZM195 181H196L197 184L200 183V181L197 182V179H196ZM220 181H221V182H220ZM224 181H225V180H224ZM240 181H241V182H240ZM12 182H11L10 186H11V185H15V187H16V184H17V183L14 184L15 181H14L13 183H12ZM32 182H35V181H32ZM32 182H31V183H32ZM36 182H37V181H36ZM58 182H59V181H58ZM61 182H62V181H61ZM118 182H119V181H118ZM137 182H138V181H137ZM193 182H194V181H193ZM26 183H28V182L26 181ZM124 183H125V181H124ZM127 183H128V182H127ZM158 183H159L161 186H162L161 183H164V184H165V185H163L164 187H163V186L161 187V186L159 185V187H157L158 189L160 188L161 190H164L163 193H165V192L168 191V189H167V187H166V182H165L164 180H163V181H160V182H158ZM158 183H156V184H158ZM167 183H168V182H167ZM169 183H171V182H169ZM188 183L191 185L192 182H191V183L188 182ZM194 183H195V182H194ZM194 183H192V184H194ZM210 183H212V184L209 185ZM223 183H225V182H223ZM228 183H227V186H226V183L224 184L225 187H227L226 189H228V186H229ZM235 183H236V182H235ZM38 184H39V183L35 184V186H36V187H38L39 185L42 186V187H40V190H41V188H42L41 192L44 191L43 189H46V188L50 189L49 187L52 185V184H51V185L48 186V187H47V186H46V187H45V186L43 187L42 183L39 184V185H38ZM55 184H56V183H55ZM117 184H118V183H117ZM117 184H116V185H117ZM197 184H196V186H197ZM244 184H243V185H244ZM250 184H251V185H250ZM17 185H18V184H17ZM33 185H34V184H33ZM33 185H32L30 188H35V189H36V187H34ZM46 185H47V184H46ZM53 185H54V184H53ZM67 185H68V184H67ZM75 185H76V184H75ZM105 185H106V184H105ZM220 185H221V186H220ZM8 186H9V185H8ZM10 186H9V187H10ZM18 186H20V185H18ZM60 186H61V185H60ZM191 186H192V185H191ZM196 186H195V184H194V187H196ZM199 186H200V187H199ZM202 186H203V185H201V184L198 185V187H199L200 189L202 188ZM234 186H235V185H234ZM241 186H242V184H241ZM27 187H28V186H26V188H27ZM51 187H52V186H51ZM53 187H56V186L54 185ZM73 187H74V186H73ZM127 187H128V185H127ZM144 187L147 188V186H144ZM144 187H143V188H144ZM153 187H154V186H153ZM198 187H196V188H197L198 191H200V189H199ZM208 187H207V188H208ZM11 188H12V187H11ZM11 188H10V189H11ZM13 188H14V186H13ZM18 188H19V187H18ZM22 188L25 189V186L21 187V189H22ZM56 188H57V187H56ZM65 188H66V189H65ZM162 188H163V189H162ZM165 188H166V189H165ZM207 188H205V189L202 188V189H201V191L203 190V191H202V194H201V191H200V193H199L198 195L201 197V196L203 195V193H204L205 196H203V197H205V199H206V196H207V197H211V196H210L211 194H212L213 197H215L216 195H215V196L213 195V194H215V193H214V190H213V192H212L210 195H208V190H207ZM240 188H241V187H240ZM10 189H8V190L10 191ZM24 189H23V190H24ZM48 189H46V191H48ZM59 189H60V188H59ZM59 189H58V190H59ZM64 189L67 190L68 187H64ZM64 189H63V190H64ZM71 189H72V187H71ZM73 189L75 190V188H73ZM152 189H153V188H152ZM160 189H159V190H160ZM226 189H225V190H226ZM232 189L235 190V188H231V189H230L231 192H233ZM1 190H3V189H1ZM1 190H0V191H1ZM8 190H6V192H8ZM14 190H15V189H14ZM14 190H12V191L14 192L13 194L11 193V191L9 192V193L12 194L13 197L15 196V193H16V192H18V194H19V193H23V191H21L20 189H18V191L15 190L16 192H15ZM31 190H32V191H31ZM33 190H34V189H29V191H27L28 194H31V196H32V194H34L33 192H35V190H34V191H33ZM74 190H73V191H74ZM105 190H106V189H105ZM143 190H144V189H143ZM161 190L158 191V192H161V193H162ZM166 190H167V191H166ZM193 190H194V188H193ZM215 190H216V189H215ZM217 190H218V191H222L223 189L218 188ZM217 190L215 191L216 193L218 192ZM225 190H224V191H225ZM228 190H229V189H228ZM228 190L226 191V193L229 192V193L231 194V192L228 191ZM3 191H4V190H3ZM3 191H2V192H3ZM25 191H26V190H25ZM25 191H24V193H25ZM30 191H31L32 193H30ZM37 191H39V187H38ZM37 191H36V193H35V194H36V197H37V195H38L39 192H40V191H39L38 194H37ZM46 191H45V193H46ZM51 191H54V188H53V190H51ZM71 191H72V190H71ZM75 191H77V190H75ZM4 192H5V191H4ZM4 192L1 193V194L3 195ZM41 192H40V194L42 195L44 192H43V193H41ZM48 192H49V191H48ZM57 192H58V191H57ZM61 192H62V191H61ZM61 192H59V193H61ZM64 192H65V194H66V191H64ZM64 192H63V193H64ZM67 192H68V190H67ZM95 192H96V191H95ZM155 192H157V191H155ZM187 192H188V191H187ZM206 192H207V194H206ZM235 192H237V191L235 190V191H234V194H235ZM9 193H8V194H9ZM49 193H50V192H49ZM49 193H48V194H49ZM75 193H76V192H75ZM75 193H74V194H75ZM102 193H103V192H102ZM167 193H170V192L168 191ZM167 193H166V194H167ZM194 193H196V191H194ZM197 193H198V192H197ZM220 193H221V192H220ZM237 193H238V192H237ZM1 194H0V195H1ZM11 194L8 195V196H11ZM16 194H17V193H16ZM18 194H17V195H18ZM25 194H27V193H25ZM25 194H23V195H25ZM68 194H69V195H68ZM68 194H67V195L70 197L71 192H68ZM158 194H159V193H158ZM187 194H188V193H187ZM200 194H201V195H200ZM218 194H219V193H218ZM218 194H217V197H218ZM230 194H227V195H226V194H223V195L221 194L222 196H221L220 194H219V195L221 196V198H223L222 200L226 199V201H224V202H229L228 199H230V201H231V198H230V197H232V195L229 196ZM234 194H233V195H234ZM2 195H1V196H2ZM23 195H22V194H19L18 196H23ZM41 195H40V196H41ZM52 195H53V194H52ZM59 195H63V194H59ZM67 195H64V197L67 196ZM71 195H72V194H71ZM169 195H170V197H171V194H169ZM188 195H189V194H188ZM188 195H187V196H188ZM198 195H197V197H198ZM224 195H226V197H228V198L223 197ZM240 195H241V194H240ZM242 195L244 196L243 193H242ZM249 195H250V194H249ZM261 195H262V194H261ZM8 196H7V197H8ZM27 196H28V198L30 197L29 195H27ZM38 196H39V195H38ZM54 196H56V195H54ZM57 196H58V195H57ZM72 196L74 197V195H72ZM76 196H77V195H76ZM78 196H79V194H78ZM172 196H173V195H172ZM174 196H175V194H174ZM176 196H177V195H176ZM176 196H175V197H176ZM185 196H186V195H185ZM190 196H192V195H189V197H190ZM3 197H4V196H3ZM15 197H17V196H15ZM15 197H14V198H15ZM32 197H33V196H32ZM49 197H50V196H49ZM61 197H62V196H61ZM73 197H70V198H71V201H72V198H73ZM159 197H160V196H158L157 198H159ZM177 197H178V196H177ZM200 197H198V199H200ZM235 197H236V194H235ZM240 197H242V196H240ZM244 197H245V196H244ZM248 197H249V196H248V194H247V198H248ZM250 197H251L250 200L247 199L246 197H245L244 199L249 200V201L251 202V203H250L251 206H252L253 204H254V205H256V204H260V203H256V202H259V201L263 200V197H261V196L256 197V196H253V195L251 194ZM252 197H255V198H253L254 200L252 199ZM17 198H18V197H17ZM19 198H20V197H19ZM28 198H25V199H24V197H23V198H21V200L23 199V201H25V200L28 199ZM42 198H43V195H42ZM65 198H66V197H65ZM161 198H162V196H161ZM163 198H164V197H163ZM163 198H162V199H163ZM165 198H166V200H167L169 197L166 196ZM187 198H188V197H187ZM190 198H191V197H190ZM190 198H189V201H188V202H190V204H191L192 201H190ZM201 198H202V197H201ZM215 198H216V197H215ZM219 198H220V197H219ZM219 198H218V200H219ZM233 198H234V196L232 197V199H233ZM242 198H243V197H242ZM259 198H260V199H259ZM10 199H11V198H9V201H10V202H8V203H7V201L4 202V201L2 200V201L4 202V204L2 203V201H0V203L2 204V206H3V208H4V210H2L3 208H2V206H1V210H2L1 212H4V211H5V207H7V206H9V208H10V206H11V204H12V202H11ZM32 199H34V198H32ZM32 199H31V200H32ZM40 199H41V198H40ZM66 199H68V198H66ZM66 199H65V201H66ZM162 199H161V200H162ZM169 199H170V198H169ZM169 199H168L167 201L162 200V201L164 202L163 204H166L168 201H169V203L172 202V201H170ZM173 199H174V198H173ZM198 199H196V200H198ZM203 199H204V198H203ZM205 199H204L203 201H205ZM210 199H211V198H209V199H207V201H205V203H207V205H208V204H212L213 202H214V204H212V205H215V200L218 201L217 199H214V200L212 199V200H211L212 202L209 203ZM240 199H241V198H240ZM240 199H239V201H240ZM29 200H30V199H29ZM59 200H60V199H59ZM171 200H172V199H171ZM201 200H202V199H201ZM201 200H199V201H201ZM222 200H220V202H221ZM241 200H242V199H241ZM252 200H253V203H252ZM27 201H28V200H27ZM27 201H26V202H27ZM38 201H39V200H38ZM38 201H37V202H38ZM44 201H45V200H44ZM67 201H68V200H67ZM69 201H70V200H69ZM69 201H68V202H69ZM175 201H176V199H175ZM203 201H201V202H203ZM249 201H248V202H249ZM28 202H29V201H28ZM53 202H54V201H53ZM55 202H56V201H55ZM63 202H64V201H63ZM77 202H78V201H76L75 203H77ZM165 202H166V203H165ZM194 202H195V201H194ZM194 202H193L192 205H191L193 208H192V207H188V208L194 209V212H195V210H197V209H195V208L197 207L198 204L196 203L197 205H196V204L194 205ZM196 202H197V201H196ZM218 202H219V201H218ZM220 202H219V204H220ZM231 202H232V201H231ZM237 202H238V201H237ZM5 203H7V205H5ZM18 203H20V202H18ZM23 203H24V202H23ZM29 203H30V202H29ZM50 203H51V202H50ZM50 203H49V204H50ZM56 203H57V205H58V204H61L59 201L56 202ZM56 203H55V204H52V205H56ZM71 203H73V202H71ZM78 203H79V202H78ZM119 203H120V202H119ZM157 203H158V205H159L160 202H157ZM169 203H167L166 206L161 204L162 207H163V208H162L163 210H161V211H164V212L167 211L166 213H167V216H168V214H169V212H170V210H171V212H170V213H171V214H170V215H171L170 220L172 219V216H173V215H172V212L175 211L176 213L173 212V213H174V216H175V218L173 217V219H176V221H177L176 214L179 212V210L171 209V206H170V205H174V206H175V203H174V202H173V204L170 203V205H169ZM216 203H217V202H216ZM222 203H223V202H222ZM9 204H10V205H9ZM13 204H14V203H13ZM13 204H12V205H13ZM15 204H16V203H15ZM15 204H14V205H15ZM20 204L22 205V203H20ZM20 204H18V205H20ZM43 204H44V203H43ZM45 204H46V201H45ZM68 204H70V203H68ZM124 204H125V202H124ZM190 204H189V206H190ZM202 204H203V203H202ZM224 204H225V203H224ZM232 204H233V203H232ZM235 204H237L236 201H235ZM235 204H233V205H235ZM4 205H5V206H4ZM23 205H24V204H23ZM28 205H29V204H28ZM41 205H42V204L38 205L36 209H38V207H40ZM52 205H49V206L52 207ZM74 205H78V204H74ZM103 205H104V204H103ZM121 205H122V203H121ZM158 205H157V206H158ZM161 205H159V206H161ZM167 205H169L170 209L167 207ZM182 205H184V204H182ZM204 205H205V204H204ZM225 205H229V203H228V204H225ZM254 205H253V206H254ZM63 206H65V205H63ZM68 206H70V205H68ZM157 206H156V208H158L157 210H158V212H159V207H157ZM164 206H165L166 208H165ZM174 206H173V208H174ZM184 206H185V205H184ZM187 206H188V204H187ZM220 206H221V205H220ZM223 206H224V205H223ZM230 206H231V205H230ZM230 206H229V208H230ZM257 206H259V205H256L255 207L257 208ZM20 207H21V206H19V208H20ZM61 207H62V206H61ZM61 207H60V208H61ZM150 207H151V206H150ZM153 207H154V205H153ZM198 207H199V206H198ZM235 207H236V205H235ZM259 207H260V206H259ZM9 208H8V207L6 208L7 211H5V213L8 212V211L10 210ZM21 208H22V207H21ZM21 208H20V209H21ZM45 208H46V207H45ZM47 208H48V207H47ZM58 208H59V207L57 206V209H58ZM65 208H67V207H64V208L62 207L60 210L65 209ZM78 208H79V207H78ZM78 208L76 209V211H78ZM167 208H168V209H167ZM177 208H178V205H177ZM177 208H176V209H177ZM182 208H183V206L181 207V210H182ZM184 208H186V207H184ZM222 208H223V207H222ZM231 208H232V207H231ZM238 208H239V207H238ZM238 208H237V209H238ZM240 208H241V207H240ZM8 209H9V210H8ZM165 209H167V210L165 211ZM186 209H187V208H186ZM186 209L184 210L185 212H183V213H186ZM191 209H190V210H191ZM198 209H199V208H198ZM211 209H212V208H211ZM49 210H50V209H49ZM60 210H58V212H59ZM69 210H70V209H69ZM131 210H132V209H131ZM172 210H173V211H172ZM188 210H189V209H188ZM221 210H222V209H221ZM35 211H36V210H35ZM35 211L33 212L34 214H35ZM65 211H66V210H65ZM65 211H62V212H65ZM70 211H72V210H70ZM128 211H129V210H128ZM177 211H178V212H177ZM238 211H240V209H239ZM28 212L31 213L30 210H29ZM44 212H45V211H44ZM49 212H52V211H49ZM55 212H56V210H55ZM55 212H53L54 214H52V216L55 215ZM58 212H56V213L58 214ZM79 212H80V210H79ZM153 212H154V211H153ZM155 212H156V211H155ZM181 212H182V211H181ZM196 212H197V211H196ZM202 212H204V211H203V210H202V211L200 210L201 215L204 214V213L202 214ZM205 212H206V211H205ZM5 213H2V214H5ZM8 213H10V211H9ZM26 213H27V212H26ZM60 213H61V212H60ZM60 213H59V215H60ZM72 213H73V212H72ZM166 213H165V214H166ZM191 213H192V212H191ZM191 213H190V214H191ZM198 213H199V211H198ZM225 213H226V212H225ZM2 214H0V216H2ZM34 214H32V215H34ZM41 214H42V213H40V214H38V215L40 216ZM63 214H64V213H63ZM66 214H67V213H66ZM122 214H123V213H122ZM148 214H149V213H148ZM161 214H162V213H161ZM186 214H189V213L187 212ZM186 214H184V216H185ZM255 214H256V213H255ZM255 214H254V215H255ZM9 215H10V214H9ZM14 215H15V214H14ZM59 215H58V216H59ZM83 215H84V214H83ZM126 215H129V214H126ZM149 215H151V214H149ZM170 215H169V216H170ZM181 215H182V214H181ZM194 215H195V214H194ZM204 215H205V214H204ZM226 215H227V214H226ZM5 216H6V215H5ZM5 216H3L2 218H5ZM16 216H17V214H16ZM39 216H36V217H39ZM49 216H51V214H50ZM52 216H51V217H52ZM164 216H165V215H164ZM191 216H192V215H191ZM10 217H11V216H10ZM51 217H49V218L51 219ZM64 217H65V216H64ZM132 217H134V216H132ZM145 217H146V216H145ZM186 217L188 218V219H185L186 221H188L189 219H191V218H189L190 215H187V216H185L184 218H186ZM193 217H194V216H193ZM195 217H196V216H195ZM200 217H201V216H200ZM200 217H199V218H200ZM0 218H1V217H0ZM2 218H1V220H2ZM6 218H7V217H6ZM30 218H31V217H30ZM30 218H29V219H30ZM32 218H34V216H32ZM44 218H45V217H44ZM46 218H47V217H46ZM66 218L69 219V216H66ZM76 218H77V217H76ZM79 218H80V217H79ZM134 218H135V217H134ZM159 218H160V216H159ZM163 218L165 219V217H163ZM179 218H180V217H179ZM179 218H178V219H179ZM251 218H252V217H251ZM11 219H12V217H11ZM11 219H10V220H11ZM40 219H41V217H40ZM40 219H39V220H40ZM60 219H63V220H62L63 222L61 221V223H63V224H64L65 222H67L66 220H68V219L63 218V216L60 217V218L58 219V221H59ZM73 219H74V218H72V220H73ZM161 219H162V218H161ZM164 219H162V220H164ZM202 219H203V218H202ZM202 219H201V221H202ZM1 220H0V221H1ZM8 220H9V219H8ZM64 220H65V221H64ZM72 220H71V221H72ZM77 220H78V218H77ZM129 220H130V219H129ZM140 220H141V219H140ZM155 220H156V219H155ZM159 220H160V219H159ZM168 220H169V219H168ZM179 220L181 221L182 219L180 218ZM251 220H252V219H251ZM257 220H258V219H257ZM3 221H5L4 223L7 222L6 220H3ZM14 221H15V220H14ZM56 221H57V219H56ZM68 221H69V220H68ZM74 221H75V220H74ZM84 221H85V220H84ZM84 221H82V222H84ZM134 221H135V220H134ZM138 221H139V220H138ZM144 221H146V220L144 219ZM144 221H143V222H144ZM157 221H158V220H157ZM174 221H175V220H174ZM191 221H192V220H191ZM191 221H188V222L191 223ZM203 221H204V220H203ZM10 222H11V221H10ZM44 222H45V220H44ZM50 222H51V221H50ZM50 222H49V224H51ZM52 222H53V221H52ZM72 222H73V221H72ZM82 222H81V223H82ZM147 222H148V221H147ZM149 222H150V221H149ZM154 222H155V221H154ZM164 222H165V221H164ZM181 222H182V221H181ZM192 222H193V221H192ZM194 222H195V221H194ZM196 222H197V221H196ZM196 222H195V223H196ZM220 222H221V221H220ZM0 223H1V222H0ZM4 223H3V224H4ZM75 223H78V222L76 221ZM139 223H140V222H139ZM141 223H142V221H141ZM161 223H162V222H160V225H161ZM165 223H166V222H165ZM168 223H169V222H167V225H168ZM203 223H204V222H203ZM206 223H207V222H206ZM26 224H27V223H26ZM54 224H55V223H54ZM57 224H58V223H57ZM67 224H68V222H67ZM72 224H73V223H72ZM142 224H143V223H142ZM154 224H155V223H154ZM163 224H164V223H163ZM172 224H173V223H172ZM175 224H176V222H175L173 225H171L173 228H172L170 225H168L169 227H171V229H172L173 231H174V229H175V231H174V233H172V235H170V233H168L171 237H172V236H173V237H176V236L178 235L179 232H178V233H175V232H177L176 229H177L178 231H180L178 228H176V225H175ZM178 224H179V223H178ZM184 224H185V222H184ZM192 224H193V223H192ZM42 225H44V224H42ZM68 225H69V224H68ZM68 225L65 224L66 227H67ZM131 225H132V224H131ZM135 225H136V224H135ZM137 225H138V227H139V225H141V224H138V223H137ZM151 225H152V224H151ZM156 225H157V224H156ZM160 225L158 226V228L160 227V228L162 229V227H161ZM167 225L165 226V224H164V227L166 228ZM174 225H175V226H174ZM182 225H183V224H182ZM188 225L190 226V224H188ZM193 225H195V224H193ZM33 226H34V225H33ZM55 226H56V225H55ZM132 226H133V225H132ZM141 226H142V225H141ZM141 226H140V227H141ZM180 226H181V225H180ZM189 226H187V227H189ZM206 226H207V225H206ZM253 226H254V225H253ZM258 226H259V225H258ZM23 227H24V226H23ZM35 227H38V226H35ZM59 227H60V226H59ZM154 227H155V226H154ZM169 227H168V228H169ZM174 227H175V228H174ZM177 227H178V226H177ZM187 227H186V226H185V227L183 226L184 230L187 229ZM191 227H192V225L189 227V229H191ZM225 227H226V226H225ZM225 227H224V228H225ZM254 227H255V226H254ZM261 227H262V226H261ZM29 228H30V227H29ZM29 228H27V229H29ZM32 228H33V230H34V227H32ZM40 228H42V227H40ZM69 228H70V227H69ZM133 228H135V227H133ZM158 228H157V230H158ZM252 228H253V227H252ZM45 229H46V228H45ZM140 229H141V228H140ZM154 229H155V228H154ZM189 229H187V230H189ZM193 229H195L194 226H193ZM193 229L189 230V231L191 232V234H192ZM196 229H197V228H196ZM196 229H195V230H196ZM206 229H207V228H206ZM225 229H227V228H225ZM250 229H251V228H250ZM3 230H4V229H3ZM25 230H26V229H25ZM30 230H31V229H30ZM33 230H31V231H33ZM64 230H65V229H64ZM68 230H69V229H68ZM124 230H125V229H124ZM136 230H139V228H138V229H135V231H136ZM145 230H147V229H145ZM159 230H160V229H159ZM169 230H170V228H169ZM172 230H170V231L173 232ZM195 230L193 231L194 233H193L191 236H193V235L195 236V241H197V242H195V244L197 243V245H198V244H199L198 241L200 240V238L198 237V235L201 236V235H202V232L200 231L201 234H198V231H196V232H197V234H196V233H195ZM252 230H253V229H252ZM261 230H263V228H262ZM4 231H5V230H4ZM23 231H24V230H23ZM26 231H27V230H26ZM28 231H29V230H28ZM39 231H41V230H39ZM114 231H116V230H114ZM148 231H149V230H148ZM164 231H165V230H164ZM166 231H167V230H166ZM203 231H204V228H203ZM230 231H231V230H230ZM230 231L227 230L226 232L229 233ZM249 231H250V230H249ZM249 231H248V232H249ZM35 232H37V231H35ZM70 232H71V231H70ZM181 232H182V230H181ZM187 232H188V231H187ZM190 232H189V234H190ZM221 232H222V231H221ZM221 232H220V233H221ZM224 232H225V230H224ZM255 232H256V230H255ZM257 232H258V231H257ZM24 233H25V232H24ZM24 233H23V234H24ZM37 233L40 235V232H37ZM44 233H45V231H44ZM44 233H43V234H44ZM142 233H143V232H142ZM148 233H150V232H148ZM165 233H166V232H164V234H165ZM249 233H251V232H249ZM253 233H254V231H253ZM31 234H32V233H30V235H31ZM34 234H35V233H34ZM43 234H42V235H43ZM158 234L161 235L162 233L159 232ZM166 234H167V233H166ZM168 234H167V235H168ZM173 234H175V235H173ZM224 234H225V233H224ZM224 234H223V235L221 234V236L224 237ZM226 234H227V233H226ZM262 234H263V233H262ZM262 234H261V235H262ZM28 235H29V234H28ZM39 235H38L37 237H39ZM141 235H142V234H141ZM180 235H182V239L184 238V241H187V242H186V243H185V242H183V243L180 242V238H181V237H179L178 240H175V241H174V242L177 241V243H178L176 246L179 247V245L182 243V244H184V245H183L182 247H181V245H180V248H183L184 246H185V247H186V246L188 247V251L185 250V251H187V254H188L187 256H188V257L184 255V256L186 257V259H187V258H188V259L192 258V257H189L190 255L193 256V260L191 259L192 261H190V260H188V259L186 260L185 257H184V262H186V261H187L188 263L192 262V263H190V264H206L207 261L210 260L209 255H210V252H211V251L209 250V248H210V245H211L210 243H211V242H209L210 240L207 239V236H206V235H205V237H204V235H202L203 237H201V240L199 241L200 243L203 242V244L201 243L202 246H201V244L198 245V247L201 246V247H199L201 250H200V252L198 253V256H197V254H196L197 252H196V253H195L194 251L192 252V250L190 251L192 254H190L189 249H190V245H191V244H190V245H186V244H189V243H190V242H188V241L192 240V238H193L194 236H193V237H190V236H189L191 239L187 238V239H189V240H186V235L184 236V235H183V232H182L181 234H179L178 236H180ZM229 235H230V233H229ZM236 235H237V234H236ZM255 235H256V234H255ZM255 235H254V236H255ZM12 236H13V235H10V237H12ZM33 236H35V235H33ZM107 236H108V235H107ZM113 236H114V235H113ZM125 236H126V235H125ZM152 236H153V235H152ZM2 237H3V236H2ZM4 237H6V236H4ZM8 237H9V236H8ZM10 237H9V238H10ZM13 237H14V236H13ZM40 237H41V236H40ZM130 237H131V236H130ZM130 237H128V238H130ZM135 237H136V235H135ZM167 237H168V236H167ZM167 237H166V239H167ZM196 237L199 238V240H198ZM231 237H232V236H231ZM233 237H234V236H233ZM235 237H236V236H235ZM262 237H263V235H262ZM262 237H261V238H262ZM9 238H8V240H9ZM18 238H20V237H18ZM34 238H36V237H34ZM118 238H119V237H118ZM176 238H177V237H176ZM176 238H174V239H176ZM259 238H260V237H259ZM259 238H258V239H259ZM261 238H260V239H261ZM10 239H11V238H10ZM27 239H28V238H27ZM27 239H26V240H27ZM41 239H42V238H41ZM135 239H137V238H135ZM135 239H134V240H135ZM158 239H159V238H158ZM172 239H173V238H172ZM196 239H197V240H196ZM202 239H203V240H202ZM205 239H206V240H205ZM219 239H220V238H219ZM227 239L229 240L230 238H227ZM235 239H236V238H235ZM253 239H254V237H253ZM11 240H12V239H11ZM11 240H9V242H10ZM24 240H25V239H24ZM24 240H23V241H24ZM26 240H25V241H26ZM127 240H128V239H127ZM134 240H133V241H134ZM152 240H153V239H152ZM159 240H160V239H159ZM207 240H208L209 243L206 242ZM21 241H22V240H21ZM125 241H126V240H125ZM130 241H132V240H130ZM157 241H158V240H156V242H157ZM162 241H163V240H162ZM170 241H171V240H170ZM178 241H179V242H178ZM181 241H183V240H181ZM193 241H194V240H193ZM193 241H192V242H193ZM221 241H222V240H221ZM221 241H220V242H221ZM232 241H234L233 238H232ZM261 241H262V239H261ZM263 241H264V240H263ZM14 242H15V241H14ZM19 242H20V241H19ZM38 242H39V241H38ZM38 242H37V243H38ZM108 242H109V241H108ZM138 242H139V240H138ZM144 242H145V241H144ZM159 242H160V241H159ZM226 242H227V241H226ZM234 242H236V241H234ZM254 242H255V244L257 245L258 241L255 240ZM256 242H257V243H256ZM259 242H260V241H259ZM5 243H6V242H5ZM7 243H8V242H7ZM20 243H21V242H20ZM22 243H23V242H22ZM24 243H25V242H24ZM33 243L35 244V242H33ZM123 243H124V242H123ZM123 243H121V244H123ZM129 243H130V242H129ZM136 243H137V242H136ZM222 243H223V242H221V243H219V244H222ZM16 244H17V243H16ZM16 244H15V245H16ZM34 244H32V245H34ZM118 244H120V243H118ZM121 244H120V245H121ZM127 244H128V243H127ZM132 244H133V243H131V245H132ZM134 244H135V243H134ZM155 244L159 245L158 243H155ZM160 244H161V242H160ZM165 244H166V243L164 242V245H165ZM168 244H169V242H168ZM171 244H172V243H171ZM173 244H174V243H173ZM209 244H210V245H209ZM261 244L264 245L263 243H261ZM8 245H10V243L7 244V246H8ZM19 245H20V244H18L17 247H19L21 250H22V249H23V250L26 249V248H22V247L24 246L23 244H22L23 246L21 245L22 247H20ZM25 245H26V244H25ZM125 245H126V244H125ZM125 245H123L124 248H125ZM129 245H130V244H129ZM136 245H137V244H136ZM136 245H133V246H136ZM138 245H139V244H138ZM157 245H155V246H157ZM208 245H209V246H208ZM222 245H223V244H222ZM222 245H220V246L223 247ZM224 245H225V244H224ZM258 245H259V244H258ZM262 245H260V247H261ZM11 246H12L14 249H15V247H16V246L12 245V243H11ZM11 246H10V248L8 249V250H10V251L13 250V249L11 248ZM36 246H37V245H36ZM126 246H127V245H126ZM140 246H141V245H140ZM140 246H139V247H140ZM166 246H167V244H166ZM236 246H237V245H236ZM30 247H31V246H30ZM129 247H130V246H129ZM139 247H137V248L140 249L141 247H140V248H139ZM149 247H150V246H149ZM151 247H153V246H151ZM170 247H171V246H170ZM172 247H173V245H172ZM187 247H186L185 249H187ZM221 247H220V248H221ZM225 247H226V246H225ZM257 247H258V246H257ZM19 248H18V249H19ZM110 248H111V247H110ZM121 248H122V247H121ZM121 248H120V249H121ZM137 248L135 249V248L133 247V249L136 250V251L138 250ZM167 248H168V246H167ZM174 248H176V247H174ZM191 248H192V247H191ZM193 248H194V247H193ZM212 248H213V247H212ZM216 248H217V247H216ZM255 248H256V246H255ZM6 249H7V248H6ZM29 249H30V248L28 247V250H29ZM31 249H32V248H31ZM126 249H128V247H127ZM131 249H132V248H131ZM171 249H173V248H171ZM171 249L169 248V250H171ZM176 249H178V248H176ZM223 249H224V248H223ZM236 249H238V248H236ZM1 250H3V249H1ZM1 250H0V254H1ZM4 250H5V248H4ZM4 250L2 251V253L4 252ZM8 250H6V252H4V253L2 254V257H4L5 255H7V252H9ZM15 250H16V249H15ZM21 250H17V254H16V253H15V254L18 255L19 253H21V254H20V257H21L22 255H24V254H22ZM23 250H22V251H23ZM124 250H125V249H124ZM161 250H162V249H161ZM183 250H184V248H183ZM212 250H213V249H212ZM118 251H119V250H118ZM136 251H133V252L136 253ZM162 251H164V250H162ZM177 251H178V250H177ZM179 251H180V250H179ZM198 251H199V250H198ZM208 251H209V252H208ZM13 252H14V250H13ZM13 252H10L11 255H12V256H11L12 259H14L13 257L16 256V255H15V256L13 255ZM15 252H16V251H15ZM25 252H26V251L24 250L23 253H25ZM119 252H122V249H121V251H119ZM124 252H125V251H123V254H124ZM169 252H171V251H169ZM175 252H176V250H175ZM182 252H183V251H182ZM188 252H189V253H188ZM216 252H217V251H216ZM216 252H215V253H216ZM259 252H260V251H259ZM262 252H263V250H262ZM5 253H6V254H5ZM26 253H28V252H26ZM26 253H25V255H26ZM130 253H131V252H128L129 255H130ZM137 253H138V252H137ZM146 253H147V252H146ZM160 253L163 254V252H160ZM167 253H168V252H167ZM167 253H166V254H167ZM194 253H195V255H193ZM208 253H209V255H208ZM118 254H119V253H118ZM170 254H171V253H170ZM175 254H176V253H175ZM178 254H179V252H178ZM178 254H177V255H178ZM182 254H184V253H181L180 255H182ZM211 254L214 256V251H213V253L211 252ZM29 255L31 256V254H29ZM29 255L27 254V256H29ZM131 255H132V254H131ZM133 255H134V254H133ZM133 255H132L131 258H133ZM138 255H139V254H136V257H137ZM149 255H150V254H149ZM164 255H165V254H164ZM262 255H264V254H262ZM0 256H1V255H0ZM9 256H10V254H8V257H9ZM18 256H19V255H18ZM18 256H16V257H18ZM104 256H105V255H104ZM134 256H135V255H134ZM172 256H173V255H172ZM174 256H175V255H174ZM194 256H195L196 258H195ZM213 256H212V257H213ZM258 256H259V255H258ZM2 257H1V258H2ZM8 257L5 256V259H7ZM25 257H26V256H25ZM25 257H23V258L21 257L22 259H24V262H23V260H21V259H19V260H20L19 262H23V263H25V261H26V260H25ZM31 257H33V256H31ZM31 257H30V258H31ZM106 257H107V256H106ZM115 257H116V256H115ZM158 257H161V256H158ZM178 257H179V255H178ZM178 257H176L175 262H179V259H177ZM182 257H183V256H182ZM182 257H181V258H182ZM214 257H215V256H214ZM217 257H219V256H217ZM217 257H216V258H217ZM234 257H235V256H234ZM262 257H263V256H262ZM1 258H0V259H1ZM11 258H10V257L8 258V259H10V261H9L10 264H13L14 262L16 263L17 259H14L15 261L13 260L14 262L11 263V262H12ZM108 258H109V257H108ZM113 258H114V257H112V259H113ZM129 258H130V257H129ZM168 258H169V257H168ZM168 258H167V259H168ZM179 258H180V257H179ZM230 258H231V257H230ZM255 258H256V257H255ZM258 258H259V257H258ZM263 258H264V257H263ZM2 259H4V258H2ZM5 259H4V260H5ZM8 259H7V260H8ZM35 259H36V258H35ZM115 259H116V258H115ZM120 259H121V258H120ZM161 259H162V257L160 258V260H161ZM163 259H164V258H163ZM171 259H172V258H171ZM174 259H175V257H174ZM214 259H215V258H214ZM256 259H257V258H256ZM259 259H260V258H259ZM4 260H3V262H5ZM27 260H28V259H27ZM103 260H104V259H103ZM121 260H122V259H121ZM131 260H132V259H131ZM177 260H178V261H177ZM182 260H183V258H182ZM221 260H222V256H221ZM223 260H224V259H223ZM223 260H222V262H223ZM225 260H226V259H225ZM252 260H253V259H252ZM260 260H261V259H260ZM28 261H29V260H28ZM100 261H101V260H100ZM111 261H112V260H111ZM125 261H126V260H125ZM133 261H134V260H133ZM189 261H190V262H189ZM261 261L264 262V259L261 260ZM9 262H8V263H5V264H9ZM102 262H103V261H102ZM104 262H105V261H104ZM108 262H109V259H108ZM108 262H107V263H108ZM112 262H113V261H112ZM117 262H118V261H117ZM117 262H116V263H117ZM160 262H161V261H160ZM168 262H169V261H168ZM168 262H166V264H167ZM170 262L172 263V261H170ZM170 262H169V264H170ZM250 262H251V261H250ZM256 262H257V261H256ZM15 263H14V264H15ZM113 263H114V262H113ZM120 263H122V262L120 261ZM131 263H132V262H131ZM135 263H136V262H135ZM162 263H164V262H162ZM173 263H174V262H173ZM180 263L183 264L182 262H180ZM180 263H179V264H180ZM188 263H187V264H188ZM224 263H225V262H224ZM257 263H258V262H257ZM257 263H256V264H257ZM0 264H1V263H0ZM3 264H4V263H3ZM16 264H17V263H16ZM104 264H105V263H104ZM114 264H115V263H114ZM133 264H134V263H133ZM175 264H176V263H175ZM185 264H186V263H185ZM220 264H221V263H220ZM226 264H228V263H226ZM249 264H251V263H249ZM253 264H254V263H253Z\"/></svg>", "mask_w": 264, "mask_h": 264}]
</instances>
